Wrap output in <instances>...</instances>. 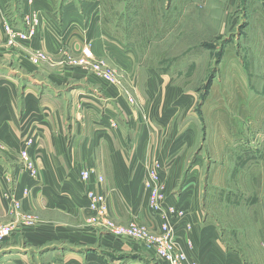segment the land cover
<instances>
[{
	"label": "crops",
	"instance_id": "0c3cea01",
	"mask_svg": "<svg viewBox=\"0 0 264 264\" xmlns=\"http://www.w3.org/2000/svg\"><path fill=\"white\" fill-rule=\"evenodd\" d=\"M57 1L0 0V222L15 228L0 243V264H167L152 248L86 223L85 191L94 186L96 174L103 176L99 188L108 196L114 221L156 231L168 222L188 261L264 264L263 198L253 197L256 206L248 213L232 212L238 214L233 219L252 220L236 230L218 227L207 208L209 186L224 188L210 183L212 173L225 171L228 157L221 140L214 146L205 140V158L198 145L192 150L198 130L192 98H183L171 74L139 71L131 43L109 35L99 16L87 24L81 7ZM33 10L39 21L31 39L9 44L5 24L20 30ZM88 43L96 57L127 69L117 71L123 84L80 67L34 64L28 57L30 52L55 59L76 55ZM27 139L33 141L29 154L39 170L36 182L22 169ZM153 162L163 187L159 214L149 210L143 188ZM83 170L93 171L88 182L80 179ZM237 201L246 204L245 197ZM26 216L34 220L31 226Z\"/></svg>",
	"mask_w": 264,
	"mask_h": 264
},
{
	"label": "rangeland",
	"instance_id": "374dc122",
	"mask_svg": "<svg viewBox=\"0 0 264 264\" xmlns=\"http://www.w3.org/2000/svg\"><path fill=\"white\" fill-rule=\"evenodd\" d=\"M67 1L81 7L87 24L89 19L99 16V23L108 34L112 32L118 41L130 42L135 52L133 62L139 71H164L176 78L174 84L182 89L183 98H192V112L197 116V143L192 150L198 145V152L205 158V140L213 146L221 140L225 146L223 153L228 157V168L212 173L210 183L224 188L209 186L206 193L212 202L207 208L219 222L218 227L236 230L244 223L250 224L252 220L233 219L238 214L232 212L248 213L256 206L253 197L264 199V0H58L57 4ZM59 11L60 5L55 9L56 13ZM27 17L36 19V24L39 21L34 10ZM28 18L22 20L23 27L19 30L22 33L31 29ZM5 25L8 43L31 39L32 35L12 39L8 29L13 27ZM41 54L36 57L30 52L29 60L59 70L80 67L93 71L90 61L84 63L80 53H67L57 59L45 52ZM68 57L76 63H68ZM98 58L116 72L127 71L113 65L105 56ZM106 74L107 71L103 76ZM214 157L216 160L219 155ZM200 182L202 185L203 181ZM199 195L202 197V192ZM243 197L246 204H239L237 199ZM225 198L229 200L224 203ZM261 207L264 212V204ZM88 219L89 225L113 234L96 225L91 217ZM107 220L116 228L130 223L125 225L111 217ZM33 222L31 216H26V226ZM0 223L10 225L11 234L14 232L12 223Z\"/></svg>",
	"mask_w": 264,
	"mask_h": 264
},
{
	"label": "built area",
	"instance_id": "2783aa9c",
	"mask_svg": "<svg viewBox=\"0 0 264 264\" xmlns=\"http://www.w3.org/2000/svg\"><path fill=\"white\" fill-rule=\"evenodd\" d=\"M28 20L29 22H31L29 24L31 26L30 27L31 29L28 31V33H22L19 30L13 31L14 30L13 28L8 29V31L12 33L11 34L12 39L15 37L17 39H23L24 37H26V35L29 37L33 34L34 30L32 29V27L36 24L37 20L32 17L28 18ZM6 27L8 26L5 25L4 30ZM11 31H13L14 33ZM12 42L13 41H9V43ZM41 53L42 52H38L37 54L42 55ZM80 54L82 56L81 60L84 63L90 61L89 67L91 68L93 67L92 69L93 73L104 77V79L110 82L111 84L114 85L121 84L120 79H118L119 77L117 76L116 70L108 68L107 64L103 60L96 57L89 45H84L81 48ZM70 62L71 64L76 63V61L73 59H70V61H68V63ZM79 64L82 65L83 63H79ZM106 71L108 72V74L103 76V73H105ZM32 145H33V141L31 139H27L24 142V148L20 153V157L22 160L23 171L29 176L30 179L36 182L39 170L35 163V160L29 154V149ZM148 169L149 170L147 172V176L146 178L143 179V187L146 189L148 193L149 210L153 214L155 213L159 214L161 201L163 199V187L160 185V177L158 174L159 164L155 162ZM92 175H93V171L83 170L80 172V179L83 182H88ZM103 180L104 179L102 175L96 174L94 186L88 187L85 191V196L87 199L86 208L89 212V217H91V220H93L96 225L103 226L111 230L110 232H112L115 235L127 236L131 239L142 241L144 245L154 249L159 259H161L163 262L167 264H198L193 261H188L186 254L177 247L173 235L175 226L172 227L166 221H163L162 223L159 224L158 226L159 231H156L155 229L152 230L151 228L145 225H140L139 223L138 224L129 223V225L127 226L116 228L110 223V221L108 222L107 219H109L110 217L108 196L107 194L102 192L101 189L99 188L100 185L103 183ZM28 190L29 189L26 188L23 191V193L26 194ZM14 206L18 208L19 203L15 202ZM170 213L171 214L175 213L174 208L170 210ZM178 214L179 216H181L182 212L178 211ZM163 217L164 214L161 215V218ZM101 220H106V221L102 222ZM29 221L32 222L31 220ZM186 229L189 230L190 226L187 225ZM11 232H12V227L10 225L0 223V243L5 241L9 237L11 235Z\"/></svg>",
	"mask_w": 264,
	"mask_h": 264
}]
</instances>
